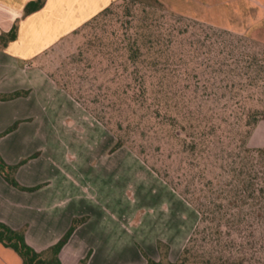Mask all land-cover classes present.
<instances>
[{
  "label": "rangeland",
  "instance_id": "1",
  "mask_svg": "<svg viewBox=\"0 0 264 264\" xmlns=\"http://www.w3.org/2000/svg\"><path fill=\"white\" fill-rule=\"evenodd\" d=\"M218 1L169 0L176 9L192 13L183 14L153 0H115L35 62L54 77L72 104L69 109L65 96L55 97L65 104L45 132L61 136L43 139L47 147L55 144L59 149L60 171L76 182L68 204L87 210L93 201L121 198L125 228L134 230L141 246H152L151 257L164 264L177 261L188 242L196 244V264H202L212 248L205 231L209 222L199 224L198 207L205 201L200 188L213 170H221L212 166L217 163V144L202 143L196 125L202 111L226 101L212 95L226 82L215 66L220 39L201 45L204 39L198 37L205 33L194 21L231 32L235 42L251 52L264 48V21L245 27L243 14L229 21L227 0H222L221 9L213 5ZM201 16L213 17L216 23ZM172 26H190V32L156 56L151 41L161 38L169 44ZM136 40L144 54L138 64L129 60V43ZM142 75L146 88L140 84ZM239 81L251 89L247 78ZM227 102L235 115V101ZM242 105L263 110L264 92ZM67 112L71 114L65 116ZM231 112L225 115L228 123L217 120L223 125L218 133H224L219 148L246 135L247 128H239ZM192 139L198 143L195 151ZM83 216L88 215L77 217Z\"/></svg>",
  "mask_w": 264,
  "mask_h": 264
},
{
  "label": "crops",
  "instance_id": "2",
  "mask_svg": "<svg viewBox=\"0 0 264 264\" xmlns=\"http://www.w3.org/2000/svg\"><path fill=\"white\" fill-rule=\"evenodd\" d=\"M29 1L0 0V34L18 24L17 38L0 47V96L23 92L13 98H0V155L9 165L27 158L15 177L22 186L37 188L15 187L0 172V220L24 229L28 242L42 250L58 241L74 218L87 214L88 218L75 228L60 250L63 264H79L88 253L86 264H143L147 255L154 257V249L141 246L134 230L125 228V202L119 197L99 204L93 201L87 210L76 203L68 204L75 194L76 182L60 171L55 144L47 147L43 141L61 136L45 132L46 125L51 128L60 118L59 109L65 104L55 97L65 96L69 109L72 104L54 77L35 62L115 0H46L40 10L25 15ZM160 1L176 12L192 14L176 9L169 0ZM226 2L219 0L213 5L220 9L227 5L229 21H234L233 15L241 14L245 27L264 21V0ZM201 18L216 23L213 17ZM248 144L264 146V119L254 126ZM34 152L39 155L30 156ZM0 264H23V259L0 241Z\"/></svg>",
  "mask_w": 264,
  "mask_h": 264
},
{
  "label": "trees",
  "instance_id": "3",
  "mask_svg": "<svg viewBox=\"0 0 264 264\" xmlns=\"http://www.w3.org/2000/svg\"><path fill=\"white\" fill-rule=\"evenodd\" d=\"M153 1L159 7L165 8V4L160 0ZM45 3L46 0H30L25 6V15L40 10ZM194 24L205 33L202 35L203 37H198V39H204L201 45L205 46L207 42L211 43L212 39H220L217 40L220 41V48L216 51L215 66L218 68L219 77L222 76L220 80L226 82L225 85L218 87V91L212 93L218 98V101L223 98L226 101H223L221 106L216 104L218 107H210L206 111H202L200 123L198 126L196 125L200 129L199 135L202 143L217 144L215 155L217 163L212 166L221 170L218 173L213 170V177L207 178L200 188V191L204 193L205 201L198 207L199 224L209 222L205 231L210 236L208 240L212 245L211 250L208 251L209 255L203 259L202 264H264V146L253 147L248 144V138L254 126L264 119V109L252 110L246 105H242L246 101L255 99L256 96L259 97L260 93L264 92V48L259 53L251 52L236 43L231 32L203 26L198 21H194ZM192 26L194 27V25ZM189 32L190 26L186 28L172 26L169 34L173 39H166L169 44L165 43V39L158 38L151 41L149 46L152 50L154 49L156 56H163L165 52L171 50L169 45L173 46L175 40H179L182 35ZM17 35L18 24L15 23L9 31L0 34V47L15 40ZM165 44L167 49L163 48ZM129 46V60L134 64L140 63L144 56L141 45L137 44L136 40L134 44L129 43ZM160 64L154 62V66H160ZM243 78L249 80L251 89L238 85L241 84L239 80ZM140 84L144 88L147 87L145 75H142ZM21 94L23 92L17 91L9 95H2L0 98H13ZM229 99L235 101L237 107L235 115L230 111V104L227 102ZM229 112H231L230 115L233 114L236 117V125L239 128H247L246 135L245 137H241V135L233 137L228 148H219L218 145L224 143V133H218L222 130L223 125L217 120L221 119L220 121L228 123L225 115ZM221 115L223 116L221 117ZM183 128L186 130L185 127ZM238 134L240 133L238 132ZM186 141L187 139L184 138L183 142ZM191 142V150L195 151L198 143L193 139ZM23 162L25 160L9 165L0 155V172L13 186L34 190L37 187L26 188L15 177L17 169ZM87 218V216L74 218L63 236L42 250L36 249L28 242L24 229L15 228L0 220V241L14 248L22 256L23 264H63L60 250L75 228ZM199 224L194 232L198 230ZM193 239L192 234L189 241ZM197 254L196 244L188 242L177 261H169L168 264H196L194 258ZM89 256L90 253L81 258L79 264H86ZM147 257L148 262L143 264H164L161 259H155L149 255Z\"/></svg>",
  "mask_w": 264,
  "mask_h": 264
}]
</instances>
